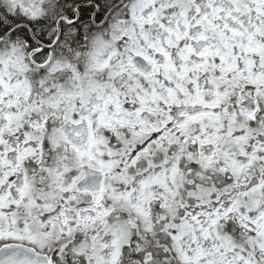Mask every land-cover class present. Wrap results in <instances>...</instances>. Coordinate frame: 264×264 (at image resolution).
I'll use <instances>...</instances> for the list:
<instances>
[{
  "label": "snow or ice",
  "instance_id": "6c2138e0",
  "mask_svg": "<svg viewBox=\"0 0 264 264\" xmlns=\"http://www.w3.org/2000/svg\"><path fill=\"white\" fill-rule=\"evenodd\" d=\"M0 264H264V0H0Z\"/></svg>",
  "mask_w": 264,
  "mask_h": 264
}]
</instances>
